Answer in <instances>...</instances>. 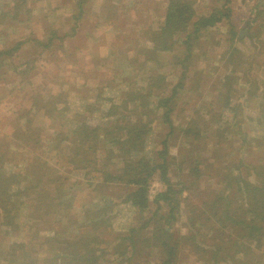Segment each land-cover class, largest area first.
<instances>
[{"label": "rangeland", "instance_id": "1", "mask_svg": "<svg viewBox=\"0 0 264 264\" xmlns=\"http://www.w3.org/2000/svg\"><path fill=\"white\" fill-rule=\"evenodd\" d=\"M27 1V6L13 8L0 19V50L14 47L20 42L19 49L0 58V153L8 150L10 154L15 149V166L12 168L15 171L25 168L34 160L46 161L49 168L45 170L47 174H42L45 185L37 190L38 193L42 192L41 189L45 190L48 196H38L34 192L33 195L38 197V209L22 206L23 213L15 220V228L7 226L3 215L0 216V264L8 263L4 256L9 248H17L24 241L34 244V249H29L32 258L28 263H36V258H44L43 262L48 264L66 263L69 258H65V254L73 257L66 245L67 237L73 235V230L82 233L89 231V234L94 231L100 237L101 245L108 242L112 249L119 236H126L128 227L136 224V213L129 202H124L131 186L124 185L125 171L122 172L121 157L114 156L108 163L102 162L104 146L110 144L108 140L96 148L100 162L95 168L88 164L69 167L67 151L62 150L63 144L59 145L60 150H55L51 146L53 139L50 140L55 129L63 130L71 137L72 130L84 121L105 125L109 105L120 104L129 91L138 87L144 90L151 80H156V86L151 89L154 93L164 91L167 96L171 94V89L158 87L161 85L158 81L160 76L164 75L167 83L175 85L185 71L183 87L187 88V92L179 88L173 97L174 105L170 111L173 125L191 124L189 119L196 118L199 126L205 121L207 124L215 121V125L227 126L231 130L224 133L222 139L216 136L213 127H203L208 136L200 141L201 145L197 148L191 147L193 140L190 135L186 136L179 130L167 135V124L160 117L153 118L141 147L133 154L145 156L152 165L159 163L161 157L158 152L163 149V140L166 139L169 174L174 183L193 180L187 174L189 159L181 163L190 155L193 160H199L200 156L207 161V156H211L213 163L222 167L232 165L231 159L237 161V157L243 155L240 149L237 150L239 140L232 136L235 120L249 123L247 130L264 129V122L254 120V110H250L254 104L245 102L248 107L243 105L237 115L224 111L217 116L219 106L215 107L222 103L218 92L227 86L224 75L231 68L234 69L230 76L231 87L241 90L247 86L244 80L251 83L253 78L262 81V85L253 83V86L264 87V22L259 24L261 18L257 22L252 20L260 0H187L194 15L192 19L210 14L221 17L213 26L202 30V36L191 47L192 55L187 61H183L186 46L180 33L173 35L176 41L168 50L155 49L150 40L152 33L159 31L164 24L170 0ZM12 3L11 0H0V13L6 12L7 6ZM79 11L80 17L74 22ZM12 15L17 18L10 20ZM71 27L76 30L71 37L65 38L61 47L55 45L48 51L37 53L39 47L34 45V37L41 39L50 29L70 35ZM231 31H235V34L231 35ZM232 47L237 50L233 66L227 61ZM232 100L241 102L236 94L232 95ZM149 102L156 105L151 98ZM211 108L214 111L208 113L206 109ZM130 119L135 121V116H130ZM18 130H28L25 134L30 135L31 139L39 138L43 143L29 149L30 141L18 138ZM215 149L222 156L221 159H215ZM245 154L246 162L264 164V151L252 147ZM172 156L175 159H171ZM58 172L62 179L59 188L53 181ZM104 172L120 174V180L106 182ZM240 172L246 173L245 169ZM256 172L262 173L263 170L256 168ZM23 179L27 188L34 187L36 182L32 177ZM212 179L202 176L196 183L198 189L195 194L210 187L216 188ZM164 186L156 173L148 182L147 199L152 200ZM33 190L35 188L31 192ZM198 198L193 200L195 204ZM235 207H243V204L238 201L237 206L232 204L230 209ZM188 208L185 205L179 208L178 219L171 227L165 224L167 231H171L175 237L187 232L184 222ZM166 209L164 206L158 214ZM154 210V207L151 208L147 215ZM41 213L46 215L41 218ZM93 224H96V228H93ZM82 248L83 245L78 248L79 253L83 252ZM146 248V245L141 246V255ZM256 250L250 251V255L256 257V262L261 260L260 264H264L263 250ZM127 253L130 254V251ZM180 254L181 264H207L199 261L188 247ZM106 257L100 260V264H118L111 254ZM141 257L127 260L129 263L125 264L139 263ZM160 258L150 253L149 263L146 264H157Z\"/></svg>", "mask_w": 264, "mask_h": 264}, {"label": "trees", "instance_id": "2", "mask_svg": "<svg viewBox=\"0 0 264 264\" xmlns=\"http://www.w3.org/2000/svg\"><path fill=\"white\" fill-rule=\"evenodd\" d=\"M11 1L13 3L7 6L6 12L0 13V19L3 15L7 16L13 8L18 9L27 6L28 2L27 0ZM8 3L9 1L6 2V4ZM189 5L190 2L187 0L168 1L164 24L159 31L153 32V37L150 38L155 49L168 50V48H172L176 41L175 38L173 39V35L180 33L183 37L182 43L186 46L183 61H187L191 57V47L202 36V30L213 26L221 18L215 16V14H210L209 16H200L194 20ZM257 7L255 17H252V20L257 22L261 18V21H259V24H261L264 22V0H260ZM79 17L80 11L77 13L74 22ZM16 18V15H12L10 20ZM75 30V27H73L71 34L68 35L69 33L60 34L57 30L50 29L41 39L36 37L31 39L35 41L34 45L39 47L37 52L39 54L42 51L50 50L55 45L61 47L65 38L71 37ZM234 34L235 31H231V35ZM19 43H16L14 47L0 50V58L7 53L10 55L14 49H19ZM236 51L232 47L229 60H227L232 66L236 60V56H234ZM231 71H234V69L231 68L229 73L224 75V80H226L224 83L227 86L218 92L222 97L219 98L222 103L215 105V107L219 106L217 116L224 111L237 115L244 106L248 107L245 104V102H248L254 104L252 105L254 109L252 107L250 109L254 110V120L264 122V87H259L260 85L253 86V83L262 85V81L253 78L250 83L245 79L244 82L247 86L237 90L230 86L232 81ZM234 79L236 81V77ZM158 81L161 82L158 87L170 88L171 94L165 96L164 91L154 93L151 88L156 86V80H151L149 86L144 90H140L142 87H138L129 91L120 104H110L105 113L107 120L105 125L84 121L72 130L71 137L67 135V132L64 133L60 129H55L51 133L52 148L60 150L59 145L63 144L62 150L67 151L68 156L66 159L69 167L75 164L76 166L78 164L81 166L88 164L95 168L100 162L96 154V148L103 141L108 140L110 144L104 146L105 153L102 156V162L108 163L110 158L114 156L121 157L122 172L125 171L124 185L131 186L124 202H129L130 207L136 213V224L128 227L126 236H119L112 249L108 242L101 245L100 237L94 231L89 234V231L82 233L73 230V235L67 237L68 241L66 242L68 248L71 250L74 248V251H69V254L73 257L70 258L65 254V258H69L66 263L49 264H100V260L107 259L108 254H111V257L114 256L118 264L129 263L127 260L138 259L140 256H142V261L136 264H146L149 263L150 253L161 257L157 264H181L180 253L183 252L185 247H188L189 252H193L202 263H261V260L256 262V257L251 256L250 251L262 249L261 254H264V164L246 162L245 153L251 150L252 147L264 151V129L252 128L247 130L246 127L249 128V123L235 120L233 125L235 131L232 136L235 135L236 139L239 140L237 150L240 149L243 155L237 157V161L231 159L232 165H225L224 167L216 164V162L213 163L212 158L210 159L211 156H207L209 160L207 161L200 158V156L199 160H193L190 155L181 163L184 161L182 163L184 164L189 159L187 174H190L193 180L174 183L171 181L169 174L170 160L167 159L166 139L163 140V149L158 152L161 157L159 163L152 165L145 156L133 154L141 147L143 137L149 131V123L153 118L160 117L161 121L167 124L169 128L167 135L173 132L176 133L178 130L186 136L190 135L193 140L191 147L197 146V148L201 145L200 141L208 136V133L203 131V127H205L204 129L213 127L217 132L216 136H220L222 139H224V133L231 130L227 129V126L215 125V121H211L210 124L205 121L202 126H199L196 124V118L189 119L191 124L187 122L184 126H174L170 115L174 105L173 97L177 94L179 88L185 89V92H187V88L183 87L186 81V73L185 71L182 72L175 85L167 83L168 81H166L164 75L160 76ZM234 94L241 100L240 103L233 102L232 95ZM150 98L156 102V105L153 106L149 102ZM206 110L208 113L214 111L212 108ZM157 111H160V113L156 114ZM154 114H156L155 117H153ZM130 116H135V121L130 119ZM253 125L251 124V126ZM27 132L28 130H18L16 136L20 135L18 138L29 140L31 143V147L28 146L29 149L43 143L39 138L31 139L30 135L25 134ZM14 150L10 154L8 150L6 153H0V216L3 215L6 225H11L13 228L16 227L15 220L22 216V206L26 209L28 207L33 210L38 209V197L33 195L34 192L38 196L39 194L44 197L48 196L45 190L41 189L42 192L38 193L37 189L44 187L45 182H43L42 174H47L45 170L49 168L46 161L34 160L25 168H20L17 171L13 170L16 155ZM214 157L215 159H221L222 157L219 156L217 149L214 150ZM171 159H175V157L172 156ZM12 160L14 162L11 164ZM256 168L263 170V172L256 174ZM241 169H245L246 173H241ZM156 173L157 178L165 186L164 189L156 193L152 200H149L146 197V188L148 182L154 178ZM57 174L53 181L56 183V187L59 188L62 179L59 172ZM204 175L213 177L212 180L215 181L217 187H210L207 191L195 194L198 189L196 183H199ZM253 176L258 180L255 181ZM30 177L36 183L34 187L27 188L26 181L23 178L28 179ZM118 179L120 180V174L110 175L104 172L106 182L109 180L118 181ZM32 188H35V190L31 192ZM184 191L185 195L182 196ZM203 193L207 194L203 195ZM198 196V202L195 204L193 200ZM229 197L232 198L229 199ZM238 201L243 204V207H235L231 210L230 206L232 204L237 206ZM183 205L189 207L184 222L187 232L175 237L171 231H167L165 224L171 227L178 219L179 208ZM164 206L167 208L166 211L158 214V211ZM153 207L155 210L147 215ZM45 215L41 213L39 216L43 218ZM25 216L32 220H38L31 215ZM84 226H87V224H84ZM93 228H96V224H93ZM46 240L48 239L46 238ZM82 241H85V243H81ZM27 244L28 242L24 241L17 248H9L5 256L2 254L8 262L6 264H48L43 262L44 258H36V263H28V260L32 258L29 249L32 251L34 244L32 242ZM81 245H83V252L79 253L78 248ZM142 245H146L147 248L141 255L140 248ZM27 246H29L28 249ZM128 251H130V254L127 253ZM35 257H37V253Z\"/></svg>", "mask_w": 264, "mask_h": 264}]
</instances>
